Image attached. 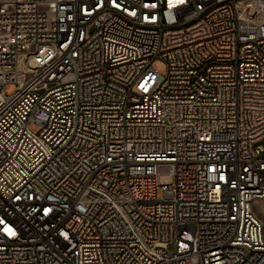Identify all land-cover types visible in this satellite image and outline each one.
<instances>
[{"label": "built area", "instance_id": "built-area-1", "mask_svg": "<svg viewBox=\"0 0 264 264\" xmlns=\"http://www.w3.org/2000/svg\"><path fill=\"white\" fill-rule=\"evenodd\" d=\"M262 138L264 0H0V264H264Z\"/></svg>", "mask_w": 264, "mask_h": 264}, {"label": "rangeland", "instance_id": "rangeland-1", "mask_svg": "<svg viewBox=\"0 0 264 264\" xmlns=\"http://www.w3.org/2000/svg\"><path fill=\"white\" fill-rule=\"evenodd\" d=\"M152 66H154V67H158V69H159L162 73H163L164 70H165L164 63H163L162 61H160V60H157V59H155V60L152 62ZM14 90H15V85H14V84H11V85H9V87H7V88L5 89V92H6V94H10V93H12ZM259 144L262 146V149L259 150V155H260L261 157H264V138H262V139L259 141ZM157 195H158V196L161 195V191H160V189L157 190ZM263 220H264V217H263Z\"/></svg>", "mask_w": 264, "mask_h": 264}, {"label": "bare ground", "instance_id": "bare-ground-1", "mask_svg": "<svg viewBox=\"0 0 264 264\" xmlns=\"http://www.w3.org/2000/svg\"><path fill=\"white\" fill-rule=\"evenodd\" d=\"M257 213H258V216H259V218L262 220L263 225H264V220H263V217H264V209L262 208L261 205H259V206L257 207Z\"/></svg>", "mask_w": 264, "mask_h": 264}]
</instances>
